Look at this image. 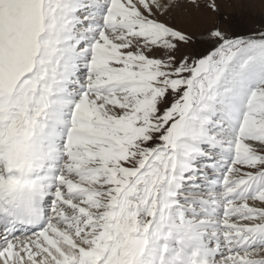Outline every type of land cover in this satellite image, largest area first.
<instances>
[{"label":"snow or ice","instance_id":"1","mask_svg":"<svg viewBox=\"0 0 264 264\" xmlns=\"http://www.w3.org/2000/svg\"><path fill=\"white\" fill-rule=\"evenodd\" d=\"M221 9L0 0V264H264V27Z\"/></svg>","mask_w":264,"mask_h":264},{"label":"rangeland","instance_id":"2","mask_svg":"<svg viewBox=\"0 0 264 264\" xmlns=\"http://www.w3.org/2000/svg\"><path fill=\"white\" fill-rule=\"evenodd\" d=\"M221 10L230 18V22H221L225 31L247 32L264 27V4L260 3V0H222ZM193 16L194 20L184 23H181V18L177 16V23L187 28L196 37L219 20L214 15L195 11Z\"/></svg>","mask_w":264,"mask_h":264}]
</instances>
